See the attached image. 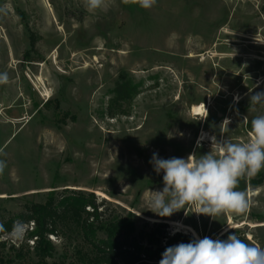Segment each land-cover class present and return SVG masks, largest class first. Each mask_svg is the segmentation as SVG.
<instances>
[{"label":"rangeland","instance_id":"rangeland-1","mask_svg":"<svg viewBox=\"0 0 264 264\" xmlns=\"http://www.w3.org/2000/svg\"><path fill=\"white\" fill-rule=\"evenodd\" d=\"M107 5L89 13L84 0H0V72L9 76L0 84V222L51 190L81 189L105 199L111 214L133 212L138 229L164 222L171 234L179 227L212 239L235 230L262 246L264 169L240 180L251 201L243 215L213 220L181 210L160 218L144 210L151 190L163 187L149 163L154 152L199 156L221 134L247 142L251 120L264 114L249 109L250 90L264 91V0ZM123 79L135 86L131 98H117ZM201 104L203 114H193ZM50 238L49 261L76 264L81 236ZM2 240L4 264L36 262L27 233Z\"/></svg>","mask_w":264,"mask_h":264},{"label":"clouds","instance_id":"clouds-1","mask_svg":"<svg viewBox=\"0 0 264 264\" xmlns=\"http://www.w3.org/2000/svg\"><path fill=\"white\" fill-rule=\"evenodd\" d=\"M125 2L144 9L156 4V0ZM84 6L89 13H95L108 5L107 0H84ZM8 80V73L0 72V84H6ZM251 92L249 109L254 110L257 105L264 107V91ZM250 124L247 142H233L221 134V138L209 137L210 150L199 156L193 152L187 158L165 159L154 152L149 163L157 175L163 173V187L151 190L144 211L166 218L183 210L185 216L195 213L213 220L222 215L247 213L251 201L246 191L239 190V183L242 178L255 176L264 169V114L255 116ZM5 167L6 162L0 159V175ZM179 230V227L175 228L172 234ZM4 231L7 230L0 224V232ZM26 231V224L16 221L9 236L13 241H22ZM159 264H264V247L241 239L235 230L226 239L199 238L193 232V239L188 243L167 247Z\"/></svg>","mask_w":264,"mask_h":264},{"label":"trees","instance_id":"trees-1","mask_svg":"<svg viewBox=\"0 0 264 264\" xmlns=\"http://www.w3.org/2000/svg\"><path fill=\"white\" fill-rule=\"evenodd\" d=\"M30 44L33 49L36 44L33 35ZM134 91L135 86L125 79L116 87L118 99L131 98ZM105 202V199L99 202L94 192L66 188L61 193L51 190L44 202L27 203L24 212L0 222L7 230L0 232V264L6 263L3 251L8 245L2 237L10 233L16 221L29 225L26 233L27 240L33 241L28 247L37 258L34 264H55L49 261L55 251L50 236L59 232H77L81 236L83 242L75 251L76 264H159L167 247L193 239L178 231L171 234L164 222L138 229L133 212L111 214ZM10 248L16 249L13 244ZM23 250L19 246L17 256L23 257Z\"/></svg>","mask_w":264,"mask_h":264},{"label":"bare ground","instance_id":"bare-ground-1","mask_svg":"<svg viewBox=\"0 0 264 264\" xmlns=\"http://www.w3.org/2000/svg\"><path fill=\"white\" fill-rule=\"evenodd\" d=\"M204 107H206V104L195 105V106L192 107V110L191 111L195 115H201L205 111L204 110Z\"/></svg>","mask_w":264,"mask_h":264}]
</instances>
